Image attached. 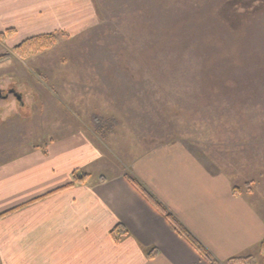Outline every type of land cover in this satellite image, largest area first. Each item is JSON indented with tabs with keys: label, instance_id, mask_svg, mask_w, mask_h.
Instances as JSON below:
<instances>
[{
	"label": "rangeland",
	"instance_id": "rangeland-1",
	"mask_svg": "<svg viewBox=\"0 0 264 264\" xmlns=\"http://www.w3.org/2000/svg\"><path fill=\"white\" fill-rule=\"evenodd\" d=\"M90 1L94 26L58 33L48 50L20 57L0 38V57L10 55L0 63V90L14 91L0 102V159L78 126L93 134L99 119L114 169L182 141L240 194L257 193L264 7L238 28L224 19L226 0ZM247 264H264V252Z\"/></svg>",
	"mask_w": 264,
	"mask_h": 264
},
{
	"label": "crops",
	"instance_id": "crops-1",
	"mask_svg": "<svg viewBox=\"0 0 264 264\" xmlns=\"http://www.w3.org/2000/svg\"><path fill=\"white\" fill-rule=\"evenodd\" d=\"M90 0H0L12 47L94 26ZM95 133L78 126L0 159V264H207L126 179L134 176L220 263L253 260L264 241V183L234 194V180L175 142L111 165ZM76 173L89 177L70 185ZM259 186V185H258ZM122 225L127 234L114 240ZM158 256L148 259L147 251ZM244 264V263H234Z\"/></svg>",
	"mask_w": 264,
	"mask_h": 264
},
{
	"label": "trees",
	"instance_id": "trees-1",
	"mask_svg": "<svg viewBox=\"0 0 264 264\" xmlns=\"http://www.w3.org/2000/svg\"><path fill=\"white\" fill-rule=\"evenodd\" d=\"M263 7H264V2L262 0H226L223 6H221V9L223 10L224 19L230 21V18L232 17L234 20H237L238 28H239L242 23L245 24L246 20L249 19V16H252L253 13L256 14L259 11L263 10ZM15 34L16 31L14 29H10L5 33L0 34V38L2 40H5L6 38L12 37ZM57 40H58V33H52L49 35L34 37L16 46L14 49V53H16L20 57H24L26 54H30L32 52H40L42 50H48L52 46H54ZM9 57L10 55L0 57V63L8 59ZM203 75L208 76L206 72ZM208 79L210 80L209 77L207 78V80ZM95 123H96L95 133L96 135L99 136V134L103 133L104 126L103 123L99 121V119H96ZM88 177L89 176L86 174L76 173L74 175V179L70 187H73L76 184L84 183ZM125 177L141 193V195L168 221L171 229L178 236L186 240L208 264H220L208 252V250L196 239V237L192 235V233L182 223H180L176 219V217L170 211H168L134 176L130 174H126ZM234 194L236 196H239L240 189L234 187ZM125 234H127V231L122 225H119L117 228H115L112 231V236L116 241L121 240ZM260 248L261 251L264 252V241L261 243ZM156 256H158V251H156L155 249H150L147 251L148 259H154ZM252 260L253 259L251 257L249 258L239 257V258L230 259L228 261V264H234V263L247 264Z\"/></svg>",
	"mask_w": 264,
	"mask_h": 264
},
{
	"label": "flooded vegetation",
	"instance_id": "flooded-vegetation-1",
	"mask_svg": "<svg viewBox=\"0 0 264 264\" xmlns=\"http://www.w3.org/2000/svg\"><path fill=\"white\" fill-rule=\"evenodd\" d=\"M14 95L13 89H10L8 92L0 90V102L1 101H7L10 96Z\"/></svg>",
	"mask_w": 264,
	"mask_h": 264
}]
</instances>
